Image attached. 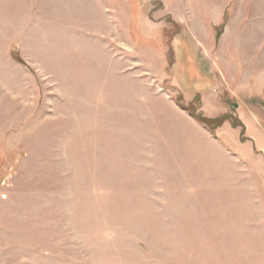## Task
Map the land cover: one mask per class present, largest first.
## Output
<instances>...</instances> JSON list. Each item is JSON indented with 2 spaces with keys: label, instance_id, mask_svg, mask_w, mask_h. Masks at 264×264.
<instances>
[{
  "label": "rangeland",
  "instance_id": "374dc122",
  "mask_svg": "<svg viewBox=\"0 0 264 264\" xmlns=\"http://www.w3.org/2000/svg\"><path fill=\"white\" fill-rule=\"evenodd\" d=\"M0 264H264V0H0Z\"/></svg>",
  "mask_w": 264,
  "mask_h": 264
},
{
  "label": "water",
  "instance_id": "95a60500",
  "mask_svg": "<svg viewBox=\"0 0 264 264\" xmlns=\"http://www.w3.org/2000/svg\"><path fill=\"white\" fill-rule=\"evenodd\" d=\"M233 106H236V104H233Z\"/></svg>",
  "mask_w": 264,
  "mask_h": 264
}]
</instances>
